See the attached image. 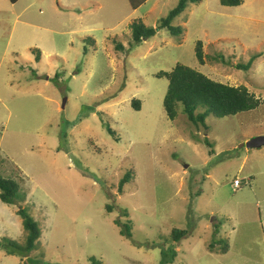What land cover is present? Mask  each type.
I'll use <instances>...</instances> for the list:
<instances>
[{
    "label": "rangeland",
    "instance_id": "rangeland-1",
    "mask_svg": "<svg viewBox=\"0 0 264 264\" xmlns=\"http://www.w3.org/2000/svg\"><path fill=\"white\" fill-rule=\"evenodd\" d=\"M176 2L0 0V176L17 187L0 201V264H164L171 250V264H264V147L239 148L264 137V0L189 4L178 36L128 52L130 24L155 28ZM177 64L262 104L205 128L177 105L170 121L155 74ZM18 209L40 232L27 257L7 244H25ZM173 229L188 233L175 242Z\"/></svg>",
    "mask_w": 264,
    "mask_h": 264
},
{
    "label": "trees",
    "instance_id": "trees-1",
    "mask_svg": "<svg viewBox=\"0 0 264 264\" xmlns=\"http://www.w3.org/2000/svg\"><path fill=\"white\" fill-rule=\"evenodd\" d=\"M18 0H9L11 4ZM129 7L136 10L143 5L147 0H127ZM222 7L236 8L240 6L243 0H218ZM202 0H177L174 8L168 11L166 16L160 21L155 28L147 27L141 20L134 21L130 24L131 42L129 43L128 52L135 46L140 45L153 38L158 30L164 29L170 36H178L181 32L179 27L172 26V22L177 18L189 4H198ZM115 51H124L120 43L114 46ZM39 52L37 51L38 56ZM195 56L200 65H203L202 45L200 42L196 43ZM252 57L245 65H237L238 70H248L254 59ZM38 62V59H35ZM156 78H165L167 80V89L163 98V109L166 117L173 121L176 117V107L181 106L182 113L186 116L189 123L201 125L205 128V119L212 114L216 118H223L232 116L241 112L254 110L261 106L262 101L254 98L244 87H231L209 79L207 76L190 69L186 66L177 64L170 72H158L155 74ZM131 106L135 111L139 110V102L133 101ZM198 111V112H197ZM107 133L113 135L112 131L107 127ZM205 144L208 145L206 140ZM211 153V152H209ZM131 179L130 172H126L118 182V192H121L123 187ZM17 187L12 181L3 179L0 176V201L3 204L10 205L13 202ZM110 210V209H108ZM111 211V210H110ZM17 215L22 219V227L26 232V240L23 246H18L14 242L8 241L9 247L14 249L16 253L22 254V257H27L29 253L36 248V243L40 235L38 225L36 222L22 209L17 210ZM115 224L120 228V235L125 238H130V225L122 224L115 221ZM187 230L173 229L170 238L178 242L187 235ZM213 245L212 243L210 244ZM210 246V247H211ZM171 255L164 264H171L176 257V251L171 250ZM224 249L222 253H226ZM163 256V255H162ZM168 255L163 256V260ZM162 260V264H163ZM91 264H100L93 262Z\"/></svg>",
    "mask_w": 264,
    "mask_h": 264
},
{
    "label": "water",
    "instance_id": "water-1",
    "mask_svg": "<svg viewBox=\"0 0 264 264\" xmlns=\"http://www.w3.org/2000/svg\"><path fill=\"white\" fill-rule=\"evenodd\" d=\"M64 101L65 99L63 100V104ZM241 147H245L246 149H259L261 147H264V137L259 136V137L251 138L246 143L239 145V148Z\"/></svg>",
    "mask_w": 264,
    "mask_h": 264
},
{
    "label": "built area",
    "instance_id": "built-area-1",
    "mask_svg": "<svg viewBox=\"0 0 264 264\" xmlns=\"http://www.w3.org/2000/svg\"><path fill=\"white\" fill-rule=\"evenodd\" d=\"M232 186L234 189H238L240 187V181L238 179L233 180Z\"/></svg>",
    "mask_w": 264,
    "mask_h": 264
}]
</instances>
